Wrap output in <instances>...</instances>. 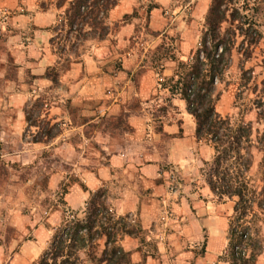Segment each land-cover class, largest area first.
Masks as SVG:
<instances>
[{
    "label": "rangeland",
    "instance_id": "rangeland-1",
    "mask_svg": "<svg viewBox=\"0 0 264 264\" xmlns=\"http://www.w3.org/2000/svg\"><path fill=\"white\" fill-rule=\"evenodd\" d=\"M45 1L51 3V0ZM139 1L145 11L135 10L127 20L141 21L134 35L125 43L110 41L114 51L106 59L108 67L112 75L123 72V78L116 88H105L108 103L92 96L81 106H74L65 94L67 70L87 59L83 55L88 61L92 58L93 45L80 41L85 28L74 25L69 29L61 15L53 38L58 34L62 42L53 43L52 38L41 46V58L37 60L30 56L28 41H24L23 48L19 43H11L5 35L9 27L4 30L0 27V264H37L50 247L55 229L65 219L84 220L87 204L99 190L104 191L117 217L128 216L118 214L116 204L119 192L129 190L125 173L123 177L117 175L115 180L111 174V180H101L98 187L89 180L104 165L108 166L113 156L112 152H102L96 142V132H106L117 142L124 134L135 133L125 119L126 110L145 120L142 152L150 164L159 167L158 183L164 187V194H191L200 200L212 194L206 184L207 175L212 171L204 162H213L214 151L205 143H197L193 136L194 141L184 145L183 150L171 152L173 139L181 135L180 131L183 136L185 130H195V121L181 118L187 106L180 111L181 99L170 94L167 81L177 69L178 61L188 60L200 49L212 0H171L168 7H163L169 29L159 40L146 26L147 11L155 6V0ZM59 3L60 0H54V4ZM233 4L230 7L239 15L234 23L225 24L221 30L225 39L234 42V47L215 85L219 96L216 111L233 124L244 122L251 124L254 132H261L263 125L257 121V107L259 101L264 102V0H233ZM119 29L112 30V34ZM132 58H135L134 64L130 62ZM35 61L37 65L42 63L45 70L41 77L32 74ZM130 65H133L131 72L138 65L132 76L125 69ZM165 70L170 72L169 76H164ZM150 71L155 75L147 86H155L154 95L144 100L136 98L133 92L129 99L119 95V87L127 83L134 91H140L143 78ZM86 76L92 81L96 74L88 72ZM114 101L120 107L118 116L103 117L102 109ZM84 124L87 126L79 130ZM47 130L56 138L35 143ZM7 152L12 155L5 157ZM247 153L245 157L251 162L247 180L256 196L250 204L239 205L237 213L234 209L238 199L225 200L233 203L231 215L226 216L228 244L222 258L230 264L233 244L246 249L245 256L236 258L235 264H264V153L255 148ZM139 154L133 153V159ZM181 163L187 168H182ZM215 200L223 202L217 197ZM132 219L131 225H139L134 216ZM240 234H246L244 242ZM218 244L215 242V251L219 250ZM119 245L130 254L129 264H144L149 255L156 256L154 245L146 242L143 230L135 231L134 237H123ZM180 246L185 248L184 243ZM102 251L103 242L96 254L98 258Z\"/></svg>",
    "mask_w": 264,
    "mask_h": 264
},
{
    "label": "crops",
    "instance_id": "crops-1",
    "mask_svg": "<svg viewBox=\"0 0 264 264\" xmlns=\"http://www.w3.org/2000/svg\"><path fill=\"white\" fill-rule=\"evenodd\" d=\"M46 2L45 0H0V27L3 30L7 26L9 27L10 30L5 35H8L11 43H19L23 48L24 41H28L31 47L30 56L37 60L41 58L39 55L42 50L41 46L47 45L53 38L55 25L61 19V15H64L72 0H67L63 8H58L54 4V0H51V3ZM170 2L171 0L154 1L156 8L150 12L148 28L154 33L160 34L156 40H159L169 29L163 14V7H168ZM140 9L142 12L145 11L139 0H120L117 7L110 12L107 23L109 26H113L121 22L125 16H131L135 10ZM140 22L138 18H132L131 21L120 27L119 32L114 35L111 32L105 40L86 42L93 45L92 54L89 53L92 58L88 61V57L83 55L87 59L67 70V74L64 76L67 83L65 94L71 100V104L81 106L87 98L90 99L92 96L100 98L101 103L103 101L108 103L105 88L108 86L116 88L119 79L123 78V72L112 75L113 71L108 67L106 59L114 51L110 41H117L118 44L125 43L134 35L136 26ZM16 47L18 48V46ZM19 51L20 49H17V52ZM130 62L134 64L135 58H132ZM89 64L91 66H88ZM34 65L36 67L32 68V74L43 76L45 70L42 68V63L37 65L35 61ZM131 66L133 65L126 66L125 69L131 72ZM137 69L138 65L131 72V76L137 72ZM88 72L96 74L92 81H88L86 76ZM154 75V72H148L147 77L143 78L140 91H134L133 87H129V83L123 88L119 85L121 90L119 95H122L123 99H129L133 92L136 98L143 100L146 96L154 95L157 92L155 86L150 88L147 86L148 80L153 79ZM169 75L170 72L165 70L164 76ZM92 85H95V88ZM179 102L182 112L187 105L182 100ZM119 108L116 101L112 102L110 106H105V109H102V111L104 110L103 117L105 115L108 118L118 116ZM181 118L184 121L194 119L187 111L181 114ZM56 119L54 117L53 121H57ZM125 119L127 124L135 130V133L124 134L120 137L119 142L106 132H96V142L102 152H112L113 156L110 164L104 165L96 176L90 177L89 180L92 185L98 187L102 184L101 180H109L111 174L114 180L117 179V175L118 177H123L121 176L123 173L127 175L129 181H126V184L129 190L119 192L116 200L117 212L121 215L134 216L144 232L146 242L154 245L156 256L149 255L144 264H230L222 258L226 254L225 248L228 244L229 219L226 216L231 215L233 203L230 201L216 202L215 197L210 193L205 196L206 200H200V197H194L191 194H164V187L158 183L159 167L150 164L144 157L145 142L142 135L145 132V120L130 115L127 110ZM85 126L87 124L78 129L81 130ZM193 136L194 128H191L189 131L185 130L182 137H175L171 143V152L178 153L183 150L184 145L194 141ZM53 144L49 145V148ZM135 152H140V154L136 159H133L132 155ZM11 155L7 152L5 157ZM181 164L182 168H187L186 164ZM133 172H136L134 173L136 175ZM120 184L122 186L124 183ZM127 240L134 243L131 238ZM215 242H219L217 251L214 248ZM180 243H184V246L187 245L183 249Z\"/></svg>",
    "mask_w": 264,
    "mask_h": 264
},
{
    "label": "trees",
    "instance_id": "trees-1",
    "mask_svg": "<svg viewBox=\"0 0 264 264\" xmlns=\"http://www.w3.org/2000/svg\"><path fill=\"white\" fill-rule=\"evenodd\" d=\"M119 2L72 0L62 21L69 29L74 25L81 26L82 30L85 28L80 40L83 43L103 41L112 30L117 31L130 18L125 16L113 29L110 28L107 23L109 14ZM66 3L67 0H60L57 6L63 8ZM232 5L233 0H212L200 49L188 60L178 61L177 69L167 81L170 94L186 103L188 114L195 120V141L205 143L214 151L213 162H204V166L212 171L206 180L210 192L219 201L238 199V206L234 209L237 213L239 205L250 204L256 196V191L247 180L251 162L245 154L248 152L249 155L253 148L264 153V102L259 101L257 107V121L263 125L261 132H254L251 124H233L216 111L219 96L215 93V85L221 79L227 57L234 47V42L225 39L221 30L225 24L234 23L239 15L236 9L230 7ZM154 8L156 6L147 11V28L150 12ZM153 35L160 36L159 33ZM55 41L62 42L58 34L52 39L53 43ZM180 132L179 137H182ZM54 138L56 135L47 130L43 138L35 143ZM128 220V216H116L104 191L99 190L92 194L84 220L65 219L55 229L50 247L37 264H83L85 261L91 264H129L130 254L119 243L125 236L134 237L135 231L140 233L141 229L139 225L128 223ZM101 242L103 251L98 258L96 254ZM232 257L231 264H235L238 259Z\"/></svg>",
    "mask_w": 264,
    "mask_h": 264
},
{
    "label": "built area",
    "instance_id": "built-area-1",
    "mask_svg": "<svg viewBox=\"0 0 264 264\" xmlns=\"http://www.w3.org/2000/svg\"><path fill=\"white\" fill-rule=\"evenodd\" d=\"M129 220H128V223L130 224H134V220L132 219V216H129ZM240 239L241 241H245L247 239V236L246 234H240ZM245 253H246V249L244 246L242 245H238V244H233L231 246V254L236 257V258H241V257H244L245 256Z\"/></svg>",
    "mask_w": 264,
    "mask_h": 264
}]
</instances>
